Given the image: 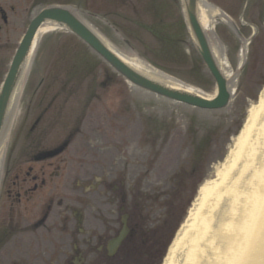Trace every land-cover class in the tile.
Masks as SVG:
<instances>
[{
	"label": "rangeland",
	"instance_id": "1",
	"mask_svg": "<svg viewBox=\"0 0 264 264\" xmlns=\"http://www.w3.org/2000/svg\"><path fill=\"white\" fill-rule=\"evenodd\" d=\"M163 1H166L171 8L165 10L162 5ZM169 1L174 2L176 6L169 3ZM206 1L212 4L213 7L219 8V10L230 16L237 24L241 21L238 9L242 6V3L240 2L242 0ZM0 3L4 8H7L10 3L15 5L18 9L16 12L10 13L7 26L4 28L5 30L0 32V59L4 61L3 66L1 67V69H3L10 54L11 47L14 46L15 42L18 41L24 31V27L27 22L26 19L29 18L31 13H33L39 6H35L34 0H0ZM84 9L86 14H88L87 16L90 18L89 21L93 24V26H95L94 28L97 29L103 38L116 47L123 55L129 58L138 57L144 61H148L159 71H162L165 74L192 86L204 95H213L214 85L207 77L205 69L200 66L194 70L197 60L191 40L187 34L185 35L186 41L182 36V44L177 45L176 42H174L175 50H171L164 47L165 44L160 45L158 43V40L154 38L156 36L155 31H150L152 33L151 35L154 36L153 38L147 33V29H152L158 24V27H165L167 29L166 32L170 33L169 25H172L174 22H176V24L179 23L177 17L181 19V15H176V17L174 16V12H179L180 14L179 3L175 0H90V5H87ZM205 14L207 15V19L210 20L209 23L212 24L215 36L219 38L221 37L222 40L223 38L225 39L222 41L223 48H225L227 52L229 48L231 49V57L227 56V59L229 60L228 65L230 66L231 71H234L239 62V48L242 42L241 39L226 22L215 15L213 9L208 8L205 10ZM157 16L159 18H157ZM20 22H22L23 25H21ZM16 25H18L17 27L19 30L17 31L14 29L17 32L11 34ZM243 36L244 38L246 37V35ZM156 38L159 39L164 37L156 36ZM40 43L39 53L44 50L42 40ZM253 43L248 44L247 71L241 73L236 81L234 98L231 104L227 108L216 112L197 111L180 106L179 104L163 101L158 97L131 89L125 86L123 84L124 80L118 75L113 74L111 69L105 63H102L99 67L97 66V71L94 69L88 77H85V80L84 78L74 79V83L76 85L80 82L88 83L92 81L96 85L95 86L93 84L89 88L93 95V99L88 109L83 113L89 118L85 125H89L91 128H86V134L90 131L94 138H96L95 136L98 137V145L105 147L102 151H99V153H92L91 161L93 169L97 166L99 167L97 164L98 162L104 167L108 166V168H115L117 166L123 167L125 171L130 174V176H133V171L135 170L133 168L134 164L141 165L142 163H147L146 160L150 151L149 145L152 143L150 141V137L145 141L144 137H140L137 134V130L139 131L138 117L140 118L141 115H146L154 111L157 119L161 122H165L167 120L166 124L168 126L165 127L169 128L170 126L169 129L172 128L173 130L170 135L172 140L167 143V146H170L171 151H174L177 147H179L178 157L173 162V169L177 171L183 170L179 174V184H183L184 190H186L190 186L188 180V175H190L188 170V161L190 159H193L194 161L196 160L195 157H190L189 152L192 151L189 147L186 148V142L189 144L190 137L192 138V136L187 133L189 131L188 117L193 115L197 116V119L202 118V120L207 121L208 125L214 127L215 133H213L212 142L207 147V150H202L204 154L203 180L196 185L193 192L186 190L188 192H192V194L189 198L188 204L186 203L185 205L186 207L184 208V211L178 217L179 221L174 226L175 229L168 245L175 236L179 227L187 219L189 209L194 202V198L197 195V191L200 186L208 179L214 177L216 170H222L223 163L233 150L234 145L236 147V145L239 144L235 143L240 142V140L236 139L239 135L240 129L244 125L247 112L246 110L251 102L256 104L258 101L257 93L264 83V48H258L257 44ZM7 47H10L7 54H2ZM57 58L59 60L56 59V54L52 53H46L44 59L42 54H37L35 58V60L38 61V65H40V69L43 72L42 74L45 76L44 81L42 82H53L54 80V88H57L61 81H66L65 74L59 73L63 72V68L60 67L58 63H67V60L63 55ZM45 61H50V64H46ZM40 76V74H37L34 71L29 76V81L34 84H25V90H23L24 94L22 92L23 97L20 96L21 100L18 102L16 107L15 122H13L12 125L13 130L10 131L8 136L9 142L13 139L12 146H14L15 152L19 151L20 147V150H24L22 146V137L26 130L25 125L27 121L29 122L30 119H33L38 113L44 114V122L49 121V123H53L54 121L52 118H55L57 123L62 121V128L57 127L58 136L60 134L59 131L65 130L66 126L71 125V123L64 122L66 120V116L78 115L76 112L77 104L79 103L80 107V99L82 98L79 99V91L75 90L77 88L71 90H65V88H58L57 90H44L42 89L44 85H42V88L40 89L38 88ZM98 83H103L104 86L103 84L101 86L97 85ZM30 86L32 90H30ZM53 94L54 96L50 100L53 103V107L52 109L49 108L47 113H44L46 108L44 107L43 100L40 96L42 95V97L47 99L52 97ZM69 94L72 95L71 98L69 97ZM98 97L101 98L99 101L96 100ZM83 98H85V96ZM149 100L152 101L149 102ZM134 102H136V104L140 103V105L135 107ZM26 104L29 106L24 107ZM100 106L107 107L108 112L114 111L116 108L121 106L120 108L124 111V113L119 114V116L113 121L114 124L112 125L107 120L110 119L108 116L109 114L101 117L96 113L100 110ZM23 107L25 108V112L22 110ZM38 108H40V110ZM46 115L48 116V119ZM229 115L233 118L232 120H229V122L231 121V130H227L229 126L226 127V125L217 129L216 122L218 120V116L228 117ZM106 127H109L111 136L115 135V137L107 138L104 133L101 134L100 129L104 132ZM17 128L18 135L15 137L14 134H17L15 132ZM163 136L164 133L160 134L159 138H157V142L160 146H164L165 138H163ZM6 148L8 149V146ZM74 149L77 150L76 156L78 161L79 159L82 160L85 151L82 148L80 141L76 138L72 149L63 154L60 161H73L76 157L73 154ZM177 163H179V165L176 167ZM167 164L168 161L164 163L166 166ZM150 169L153 170L158 177H166L171 173L162 174L164 171L159 169L158 165L154 164L150 165ZM4 178L5 173L3 176L1 175L0 187L1 184L5 182ZM0 204H3V201H1ZM166 251L167 247L165 249L164 256ZM163 258L164 257L162 256L159 264Z\"/></svg>",
	"mask_w": 264,
	"mask_h": 264
},
{
	"label": "flooded vegetation",
	"instance_id": "2",
	"mask_svg": "<svg viewBox=\"0 0 264 264\" xmlns=\"http://www.w3.org/2000/svg\"><path fill=\"white\" fill-rule=\"evenodd\" d=\"M38 122L33 119L30 134ZM75 130L72 124L46 147H40L42 137L31 135L27 158L9 180V208L0 216V264H156L189 190L177 186L173 174L147 171L130 178L123 167L104 171L100 164L94 179L85 161H56ZM84 144L103 150L90 131ZM199 177V170L192 172L190 183ZM122 229L123 237L112 243Z\"/></svg>",
	"mask_w": 264,
	"mask_h": 264
},
{
	"label": "bare ground",
	"instance_id": "3",
	"mask_svg": "<svg viewBox=\"0 0 264 264\" xmlns=\"http://www.w3.org/2000/svg\"><path fill=\"white\" fill-rule=\"evenodd\" d=\"M198 6L200 25L208 37L215 61L224 76L231 77L220 41L214 36L212 24L205 14L210 5L200 0ZM213 10L215 15L233 26L220 10ZM49 27L51 25L46 23L33 34L26 71L41 35ZM105 43L139 73L174 88L199 93L193 87L154 69L144 60L123 56L111 44ZM245 49L243 44L239 64ZM258 95V103L250 105L247 124L236 139L240 142L235 144H239L234 145L222 170H216L214 177L200 189L198 201L169 248L164 264H264V86ZM3 154L1 146L0 173Z\"/></svg>",
	"mask_w": 264,
	"mask_h": 264
},
{
	"label": "water",
	"instance_id": "4",
	"mask_svg": "<svg viewBox=\"0 0 264 264\" xmlns=\"http://www.w3.org/2000/svg\"><path fill=\"white\" fill-rule=\"evenodd\" d=\"M183 1V9L184 14L191 31L192 37L195 42V47L200 54V56L205 61L208 69L212 73L213 77L216 79L218 93L217 96L212 100H205L199 96L194 94L174 89L172 87H168L162 83H159L155 80L149 79L146 76L138 73L133 70L129 66H127L124 62L118 59L112 52H110L102 42L84 25L80 22L79 19L74 17L71 14H66L62 10L58 9H50L45 14L46 17L52 18L58 22H64L66 26L69 27L72 31H74L78 36H80L84 41H86L91 47H93L97 52H99L119 73H121L126 79L135 85L156 92L160 95L166 96L168 98H172L175 100H180L186 102L191 105L204 107V108H218L226 104L229 99V89L226 80L222 76L221 72L218 70V67L214 61L212 56V52L210 50L208 41L202 31V28L198 21L197 16V0H182ZM69 13V12H68ZM44 15H41L40 18L35 19L32 24L29 26L20 46L17 49V52L13 58V61L10 66V70L8 73V77L6 80V84L3 87V98L10 92L9 82H12L14 76L17 75L18 70L22 64L23 57L25 56L27 49L30 45L31 38L33 32L41 21ZM8 97V95H7ZM4 106L5 100H2L0 103V129L1 132L3 128L2 119L4 117ZM1 132H0V140H1Z\"/></svg>",
	"mask_w": 264,
	"mask_h": 264
}]
</instances>
